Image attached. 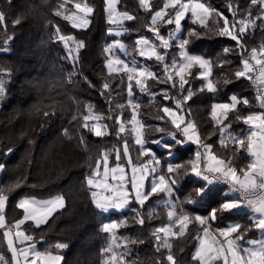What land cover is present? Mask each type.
<instances>
[{"label":"trees","instance_id":"trees-1","mask_svg":"<svg viewBox=\"0 0 264 264\" xmlns=\"http://www.w3.org/2000/svg\"><path fill=\"white\" fill-rule=\"evenodd\" d=\"M75 0H68L65 4V12L72 10ZM64 0H0V11L6 16V26H0V46L7 47V52H0V80L4 82V94L0 97V163L6 167L0 171V188L15 185L20 182L19 187H12L7 192L9 199L5 207L6 221L14 224L23 216V210L17 207V202L22 197H35L39 199L53 196H63L64 208L58 209L48 218L47 222L38 228L32 221H26L21 228L32 235L37 248L42 251H52L63 257L62 264H102L104 249L108 243V234L101 231L102 225L109 221L126 220V226H121L117 236L129 238L136 243L128 245L130 251L125 257V264H167L165 257L167 250L161 253L156 251L157 242L153 238L156 228L168 225V208L164 206L162 197L164 194L153 196L147 201L142 209L145 217L143 225L134 221L135 212L128 209L122 211L112 210L109 213H100L90 202V193L87 191L85 177L91 170L95 169L96 160L102 161V153L105 150L122 149L123 141L119 139L112 127L113 121L104 119L99 121L109 125V135L96 137L87 130H81L73 117L82 121L83 115L87 114L88 105H92L94 113L104 117L119 114L118 105L127 104V78L120 72L109 73L106 67L107 54L103 51L106 44L114 39H120L127 45V51L121 50L120 56L125 62H131L135 57L138 65L155 64V60H147L140 57L135 51V40L139 36L152 37L147 31L150 23L151 12H145L139 7L138 0H119L117 10L127 11L136 16L133 21H125L123 26L129 31L120 37L108 35L111 25L107 20L105 0H84L89 6L94 7L90 17L91 23L87 28H73L70 21L62 16H56L55 11L59 3ZM153 11L161 7L164 0H151ZM206 6L222 12L231 20L228 4L239 7L237 19L251 11L253 16L258 15L257 7L250 4V0H201ZM63 11V10H62ZM15 21H19L16 24ZM223 20L209 16L207 28L193 24L186 18L182 22V31L178 36L186 38L189 29H197L207 33L203 39L193 38L189 45V51L202 54L213 61V71L210 79L216 84L215 93L206 89L200 91L204 83L198 77L199 69L193 67L192 76L187 77L191 88L195 93L191 100L184 105L186 120H191L197 125L202 138H207V143L213 145V152L219 158L232 160L233 166L237 168L238 175H243L241 169L247 170L251 163V156L244 148L228 141L227 147L219 143V128L216 127L211 117V105L214 103L230 102L229 97L236 94L238 97L247 98L249 106L239 105L238 111L242 116L258 113V105L250 82L247 78L236 79L234 73L242 68L241 55L239 51L225 55L224 47H235V42L227 37L216 35L215 30L222 26ZM66 36L74 37L75 41H83L85 47L76 52V60L68 56L64 44L58 42L55 30ZM174 25H163L160 28L162 34L166 35ZM14 39H9L13 37ZM4 41H8L4 44ZM264 42V24L257 21L255 28H250L245 34L246 45L243 55L251 53L253 48L259 51L261 43ZM171 55H177L175 49H169ZM219 56V61L217 57ZM230 61L220 67V61ZM158 72V68H153ZM73 74V82L68 83V74ZM178 79V78H177ZM225 80L230 81L225 83ZM111 85L110 90H104V83ZM134 98L140 103L138 119L146 126H165L164 121L156 119L159 109L169 104L162 101L158 94L159 90L168 88L169 94L178 95L177 89L170 85L158 83L148 79V93H141L133 80ZM152 93H157L152 100ZM174 103V102H173ZM172 106V105H169ZM49 113L48 117L44 112ZM132 109L125 108L123 116L130 120ZM159 114H163L159 112ZM236 112L229 113L228 119L224 121L227 125L231 123L230 131L238 137H245L250 132V126L241 122H232ZM128 132L121 134L128 140L129 156L131 164L138 163L139 145L134 142V134L129 135L131 124H126ZM172 128L171 125H169ZM68 129L71 140L63 135V130ZM215 129V131H214ZM83 135L84 142H80ZM168 137L163 133H156L147 127L144 130V138L151 142L155 139ZM247 143V141H246ZM155 150L161 159L160 167L166 169L168 160L165 149L157 148L153 144L146 145ZM13 150L11 156L4 155L7 150ZM197 145L187 144L177 152L174 163H183L194 158ZM147 157L140 156L139 160ZM125 167L127 177H130V164L128 157L120 161ZM109 165H115V156L109 159ZM150 179V178H149ZM187 179V178H186ZM185 182L181 181L183 185ZM149 181L145 182L146 187ZM192 185L187 184L183 194L177 192L175 195L183 200ZM220 189L218 196L210 201L212 207L220 202V196L227 192V187L217 185ZM139 207L134 202L129 208ZM152 210L154 215L151 219L147 213ZM185 210L192 215L206 216L208 207L186 205ZM236 223L248 226L251 230L245 234L249 239L256 235L257 231L252 227L250 212L234 211L224 213L212 222L211 229L216 232ZM202 230L199 224L189 225L183 236L170 237L172 253L181 264H196L192 256L198 245L197 236H201ZM162 235V234H161ZM235 235V234H234ZM243 242V241H242ZM56 243H64L68 247L56 250L51 246ZM121 250H123V243ZM0 252L10 260L3 233L0 231ZM213 264H222L215 261Z\"/></svg>","mask_w":264,"mask_h":264},{"label":"snow or ice","instance_id":"snow-or-ice-1","mask_svg":"<svg viewBox=\"0 0 264 264\" xmlns=\"http://www.w3.org/2000/svg\"><path fill=\"white\" fill-rule=\"evenodd\" d=\"M67 2L68 0H64V2L58 4L55 15L62 16L66 21H70L73 28H87L91 23L90 17L94 12V7L89 6L87 3H75L76 12L65 14L62 10L65 9ZM118 3L119 0H105L108 23L116 26L115 29L110 27L107 31L109 36L114 37H120L129 31L128 28L123 26L125 21L136 19V16L129 14L127 11L119 12L117 10ZM138 4L145 12L152 13L150 23L147 25V31L152 33V37L139 36L135 40V51L138 52L140 57H146L147 60L154 59L156 63L138 65L135 57L130 63L125 62L116 56L114 50L120 49L126 52L127 45L122 43L120 39H114L111 43L106 44L103 51L107 54L106 67L109 73L120 72L127 78V104L118 105L119 114L110 113L107 117L95 114L93 106L88 105L87 114L83 115L82 121L77 117H73L81 130H87L96 137L109 135V125L99 123V121L112 120V127L116 136L123 141L122 149L105 150L102 153L104 175L102 184L96 179L101 168L100 159L96 160L95 169L91 170L85 177L87 191L90 193V202L100 213L125 209L133 211L136 214L134 221L143 225L145 217L142 209L145 203L153 196L164 194L166 199L162 197V200L164 206L169 209L167 216L170 223L168 226L154 229L152 235L157 242L156 251L163 256L161 250H167V256L165 257L167 264H181L172 253V244L169 238L183 236L189 225L193 223L199 224L203 233L202 237H196L199 240V247L192 256V260L196 264H213V262L219 260H223V264H264V238L258 241L246 239L245 234L251 230L248 226L242 227L240 224H232L224 229L217 230L215 234L210 230L212 222L216 221L219 216L224 213L239 211L243 205L252 210L254 214L251 217L252 227L260 230L262 237H264V191H257L258 189L264 190V112L242 116L238 111V106L242 104L247 107L250 105V101L247 98L238 97L236 94L229 97L230 102L211 105V117L220 132V145L227 147L228 141L239 148H244L246 145V151L253 157L252 162L247 166V170H240L243 172V178H241L238 175L237 168L233 166V161L221 159L214 154L213 145L207 143V138L201 137L197 125L191 120H186L184 105L195 94L191 88L186 89L185 87L189 84L187 77L193 75L191 72L193 67L199 69L197 78L204 82L200 91L205 89L212 93L217 91L216 84L210 79L214 67L213 61L202 54L189 51V45L193 42V38L203 39L207 33H202L193 28L187 31L186 38L178 36L182 31V22L186 18L190 19L193 24H198L203 28H207L209 16L218 20L222 19L223 24L215 30L216 35L227 37L235 42V47H224L222 52L225 55L236 51L242 53L240 57L242 68L238 69L234 75L237 80L241 78L252 80V83L256 85L255 100L258 102L259 108L264 109V42L261 43L259 52L256 48H253L249 55H243L246 48L244 43L245 34L250 28L257 26V21L264 24V0H250V4L257 7L259 14L254 17L252 12L249 11L245 15H241L239 19H237L239 7L234 8L229 3L228 9L231 20L222 12L206 6L201 0H164L162 6L154 11L151 0H138ZM77 13H80V15ZM5 22L6 16L3 11H0V26H6ZM15 23L19 24V21H15ZM163 25H174V28L164 35L160 31ZM55 33L58 42L64 44L68 50V56L75 61L74 52H78L79 49L85 47L84 42L75 41L74 37L62 34L58 27ZM9 39H14V36ZM7 43L8 41H4V44ZM72 45H74V48ZM169 49H175L178 58L177 55H171L170 57ZM7 51V47L0 46V52ZM219 59L218 56L217 60L219 61ZM250 61H255V64L259 65V75L255 79L250 76L254 71V65ZM225 63H230V61H220L219 66L223 67ZM117 65L120 67H114ZM153 68H158L159 71H153ZM148 79L170 85L172 89L178 91V95H170L168 88L161 89L158 92L162 101L169 102V104L159 109V112L163 114L161 115L158 112L156 116L157 120L164 121L165 126L163 127L146 126L138 119V110L141 105L134 98L132 82L135 81V85L141 93H148ZM67 80L68 83L73 82L72 73L68 74ZM229 82L225 80V83ZM110 88L109 83H104V90H110ZM3 94L4 82L0 80V97ZM156 95L157 93L151 94L152 100H155ZM125 108L132 109L130 120H126L123 116ZM232 112H236L232 122L242 121L244 125L250 126V132L246 138L235 136L230 131H227L226 135V130L231 128V123L225 125L224 121L228 119L229 113ZM44 116L48 117L49 113L45 111ZM129 123L132 125L129 135L135 134L134 142L139 145V149L138 163L132 166V175L127 177L126 169L120 161L123 157H128V163L130 165L132 163L129 156L128 140L121 135L129 131L126 127V124ZM146 127L156 133L165 134L168 139L161 136L160 139L147 141L144 138ZM63 135L68 137L69 140L73 138L68 129L63 130ZM80 142H84L83 135L80 136ZM191 143L197 145L194 158H190L183 163H174L173 161L177 159L179 149ZM149 144L166 150L169 157L168 160H165L166 169L160 167L161 159L158 158L153 148L146 146ZM12 152L13 150L9 148L4 155L11 156ZM113 155L115 156V167L109 168V159ZM140 156L148 159L139 160ZM5 167V163H0V171H3ZM109 172L112 174V180L115 181L114 184L107 182ZM256 176L261 178L259 183H257ZM146 181H149L147 187L145 185ZM181 181L185 183L182 185ZM221 183L229 185V191L220 196V202L212 207L210 201H213V198L219 195L220 189L217 185ZM187 184L192 185L191 190L188 191L183 200L177 202L178 198L175 194L177 192L183 194ZM19 186L20 182L17 181L12 187ZM12 187L7 190L0 188V229L4 230L3 237L7 242V251L11 253V259L9 260L5 254L0 252V264H37L38 261L40 264H62L63 257L61 255H54L50 250L38 251L33 242V236L26 235L20 228L26 221H34L37 228L45 224L57 209L64 208V197L61 195L45 201H37L34 198L21 199L17 207L23 210V218L15 224H10L5 219V207L9 199L7 192H10ZM96 189H102V191ZM132 202L139 207L129 208ZM196 204L208 207V214L206 216L192 215L185 210L186 205ZM153 215L154 213L150 209L147 213L148 218L151 219ZM126 224V220H121L102 225L101 231L108 234V243L102 249L104 255L102 264H125V257L130 251L128 245L137 242L125 237L123 238V250L119 253L116 252V249L121 247V244L118 243V230ZM174 225L178 226V231L173 230ZM13 229L16 230L14 233ZM217 237L222 239H217ZM241 241L249 246H243L240 243ZM25 242L33 243H29L27 247H24ZM17 244L20 247H17ZM51 247L56 250H63L68 246L64 243H56Z\"/></svg>","mask_w":264,"mask_h":264},{"label":"rangeland","instance_id":"rangeland-1","mask_svg":"<svg viewBox=\"0 0 264 264\" xmlns=\"http://www.w3.org/2000/svg\"><path fill=\"white\" fill-rule=\"evenodd\" d=\"M75 3H85L84 2V0H75L74 1V3H73V8H72V10H69V11H67V12H65L64 10L65 9H63V11L65 12V14H71V13H73V12H76V10H75V8H74V4ZM65 7H66V5H65ZM78 15H80V13H77ZM107 20H108V13H107ZM71 23V22H70ZM111 27H113L114 29H115V27L116 26H113V25H111ZM72 47L74 48V45H72ZM64 48H65V46H64ZM65 50H66V52L68 53V50L65 48ZM115 51V54H116V56H118L120 59H122L121 58V56H120V52H121V50L120 49H116V50H114ZM76 54V52H74V55ZM123 60V59H122ZM114 67H117V68H119L120 66H114ZM100 123V122H99ZM131 127H132V125H131ZM134 134V133H133ZM135 135V134H134ZM132 164L130 165V171H129V174H130V176L132 175ZM111 167H115V165H109V168H111ZM126 174H128L127 172H126ZM137 175H138V173H137ZM96 179L98 180V181H100L101 182V184L104 182V175H103V163H102V161H101V168L99 169V174L97 175V177H96ZM107 182L109 183V184H114L115 183V181H113L112 180V174H111V172H109V175H108V178H107ZM97 191H102V189H96ZM133 196H134V193H133ZM55 197H57V196H54V197H51V198H47V199H44V200H41V201H45V200H50V199H53V198H55ZM26 198V197H25ZM25 198H23V199H25ZM28 198V197H27ZM28 199H33V198H28ZM35 199V198H34ZM165 199H166V197H165ZM37 201H39V200H37ZM160 202H163V200H161ZM58 210V209H57ZM22 218H23V216H22ZM34 224H35V222L34 221H32ZM109 222H113V220L112 221H109ZM106 223H108V222H106ZM169 223H170V221H169ZM168 223V224H169ZM232 224H234V223H232ZM232 224H229V225H232ZM228 225V226H229ZM166 226H168V225H166ZM227 226V227H228ZM173 230L174 231H178V226H173ZM163 235V234H162ZM118 237V236H117ZM118 243H120L121 244V247H122V243H123V240L122 239H120L119 237H118ZM121 247H119V248H117L116 249V252L117 253H119L120 251H122L121 250ZM54 254H57V253H54ZM58 255H60V254H58Z\"/></svg>","mask_w":264,"mask_h":264},{"label":"crops","instance_id":"crops-1","mask_svg":"<svg viewBox=\"0 0 264 264\" xmlns=\"http://www.w3.org/2000/svg\"><path fill=\"white\" fill-rule=\"evenodd\" d=\"M259 52V51H258ZM258 131V130H257ZM257 139H258V137H257ZM252 160H253V157H251V162H252ZM253 175H255V174H253ZM241 178H243V175H241ZM256 180H257V183H259L260 182V180H261V178L259 177V176H256ZM229 191V188H227V192ZM54 197V196H53ZM23 198H25V197H22V198H20L19 200H18V202H17V204L19 203V201L21 200V199H23ZM27 198V197H26ZM28 198H30V197H28ZM31 198H35V197H31ZM51 198V197H50ZM36 200H39V201H41V200H44V199H39V198H35ZM45 199H47V198H45ZM239 211H248V212H250V217H252L254 214H253V212H252V210L250 209V208H244L243 206L241 207V209L239 210ZM255 215H259V214H255ZM5 219H6V217H5ZM22 219V218H21ZM20 220V219H19ZM7 222V221H6ZM15 224V223H14ZM230 224H232V223H230ZM234 224H236V223H234ZM227 227V226H226ZM226 227H223V228H220V229H224V228H226ZM20 230L21 231H24L25 232V234L26 235H29L24 229H22V228H20ZM211 231H212V229H210ZM217 230H219V229H216V232H217ZM0 231L3 233V229H0ZM16 230L15 229H13V233L15 232ZM256 231H257V233H256V235L254 236V237H252V238H249L250 240H260V239H262V238H264V237H262V234H261V232H260V230H258V229H256ZM213 232V231H212ZM216 232H213V234H215ZM203 236V233L201 234V236L200 237H202ZM234 238V237H233ZM217 239H222V238H220V237H217ZM4 241H5V244H6V248H7V242H6V240L4 239ZM29 243H33V242H25V244L23 245L24 247H27L28 246V244ZM35 243V242H34ZM243 246H245V247H248L249 245H247V244H245L244 242H240ZM35 246H36V249L38 250V251H40L38 248H37V244L35 243ZM17 247H20V245L19 244H17ZM199 247V241H198V245H197V247H196V250H197V248ZM42 252V251H41ZM9 254H10V259H11V253L9 252ZM54 254V253H53ZM54 255H56V254H54ZM30 259H31V257H30ZM21 260H22V258H21ZM229 260H230V257H229ZM222 261V264H223V260H221ZM37 264H40V262L38 261L37 262Z\"/></svg>","mask_w":264,"mask_h":264},{"label":"built area","instance_id":"built-area-1","mask_svg":"<svg viewBox=\"0 0 264 264\" xmlns=\"http://www.w3.org/2000/svg\"><path fill=\"white\" fill-rule=\"evenodd\" d=\"M249 55V54H248ZM250 63H252L253 65H254V71L250 74V76L253 78V79H255V77L256 76H258L259 75V65H256L255 64V61H250ZM248 79V78H247ZM249 80V82H250V85H251V87H252V90H253V93H254V97H255V95H256V85H254L253 83H252V80H250V79H248ZM257 105H258V102H257ZM261 112H264V109H260L259 108V106H258V113H261ZM220 185H224V186H226L227 188H230V186L229 185H227V184H223V183H221ZM257 191H264V190H257ZM238 195V194H237ZM243 206V205H242ZM244 208H248V207H245V206H243Z\"/></svg>","mask_w":264,"mask_h":264}]
</instances>
